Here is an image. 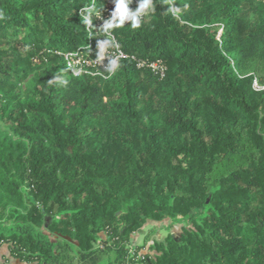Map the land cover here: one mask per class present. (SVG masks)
Here are the masks:
<instances>
[{
  "label": "trees",
  "instance_id": "16d2710c",
  "mask_svg": "<svg viewBox=\"0 0 264 264\" xmlns=\"http://www.w3.org/2000/svg\"><path fill=\"white\" fill-rule=\"evenodd\" d=\"M114 8L0 0V244L36 264H264V0H153L105 32ZM103 39L119 68L73 75L64 53ZM166 218L178 234L131 247Z\"/></svg>",
  "mask_w": 264,
  "mask_h": 264
},
{
  "label": "clouds",
  "instance_id": "9594fccd",
  "mask_svg": "<svg viewBox=\"0 0 264 264\" xmlns=\"http://www.w3.org/2000/svg\"><path fill=\"white\" fill-rule=\"evenodd\" d=\"M132 0H114L115 8L111 12L109 19L105 20L102 29L105 32H109L113 28L121 27L126 21H130L133 29L141 26V17L146 15L149 11L153 10V0H139L138 6L132 10L129 5ZM169 11L173 15L179 13L180 9L176 6H171ZM113 41L110 39H103L98 41L97 59L103 61L108 58L107 71L114 73L119 68V57L108 56L107 49L114 47ZM61 77L55 76L50 82L59 81Z\"/></svg>",
  "mask_w": 264,
  "mask_h": 264
},
{
  "label": "built area",
  "instance_id": "2783aa9c",
  "mask_svg": "<svg viewBox=\"0 0 264 264\" xmlns=\"http://www.w3.org/2000/svg\"><path fill=\"white\" fill-rule=\"evenodd\" d=\"M111 38L114 39L113 35ZM97 52H98V45H97ZM108 56L110 57H127L128 55L125 54L119 47L116 45L112 50L107 49ZM65 60L67 65L73 75H79L83 71H89L92 67H97L99 65H104V61H100L97 57L91 56L89 53L85 52H66L64 53ZM138 66H145L147 65L146 60L140 59L137 60ZM152 70L157 73L160 77H163L166 72L165 65L160 60H155L148 64ZM106 67V66H105ZM254 88L258 90H263L264 85L260 84L257 80L253 81Z\"/></svg>",
  "mask_w": 264,
  "mask_h": 264
},
{
  "label": "rangeland",
  "instance_id": "374dc122",
  "mask_svg": "<svg viewBox=\"0 0 264 264\" xmlns=\"http://www.w3.org/2000/svg\"><path fill=\"white\" fill-rule=\"evenodd\" d=\"M256 89V88H255ZM180 231V224L174 223L172 219L166 218L163 220L148 219L142 226L141 231H136L131 236V247L140 248V254L150 252L149 246L154 240L164 239L168 234H178ZM99 264H105L101 261Z\"/></svg>",
  "mask_w": 264,
  "mask_h": 264
},
{
  "label": "crops",
  "instance_id": "0c3cea01",
  "mask_svg": "<svg viewBox=\"0 0 264 264\" xmlns=\"http://www.w3.org/2000/svg\"><path fill=\"white\" fill-rule=\"evenodd\" d=\"M0 264H36L27 262L14 257L9 250L7 244H0Z\"/></svg>",
  "mask_w": 264,
  "mask_h": 264
}]
</instances>
